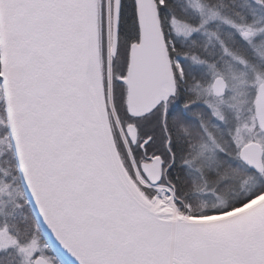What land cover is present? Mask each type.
Here are the masks:
<instances>
[{"label": "snow or ice", "instance_id": "obj_1", "mask_svg": "<svg viewBox=\"0 0 264 264\" xmlns=\"http://www.w3.org/2000/svg\"><path fill=\"white\" fill-rule=\"evenodd\" d=\"M0 264H264V0H0Z\"/></svg>", "mask_w": 264, "mask_h": 264}]
</instances>
